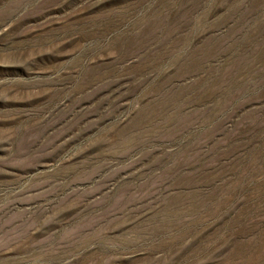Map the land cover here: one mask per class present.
<instances>
[{"label": "rangeland", "instance_id": "obj_1", "mask_svg": "<svg viewBox=\"0 0 264 264\" xmlns=\"http://www.w3.org/2000/svg\"><path fill=\"white\" fill-rule=\"evenodd\" d=\"M0 264H264V0H0Z\"/></svg>", "mask_w": 264, "mask_h": 264}]
</instances>
